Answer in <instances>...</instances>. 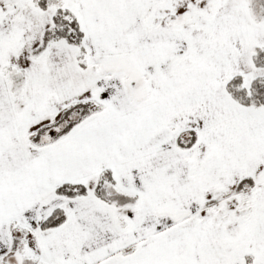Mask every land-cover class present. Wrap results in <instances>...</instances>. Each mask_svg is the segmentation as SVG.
I'll list each match as a JSON object with an SVG mask.
<instances>
[{"label": "snow or ice", "instance_id": "6c2138e0", "mask_svg": "<svg viewBox=\"0 0 264 264\" xmlns=\"http://www.w3.org/2000/svg\"><path fill=\"white\" fill-rule=\"evenodd\" d=\"M0 264H264V0H0Z\"/></svg>", "mask_w": 264, "mask_h": 264}]
</instances>
